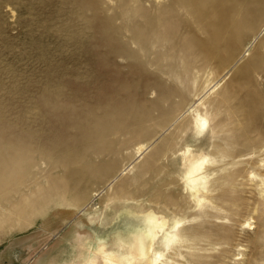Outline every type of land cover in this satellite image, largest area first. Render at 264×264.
Instances as JSON below:
<instances>
[{
	"label": "rangeland",
	"instance_id": "obj_1",
	"mask_svg": "<svg viewBox=\"0 0 264 264\" xmlns=\"http://www.w3.org/2000/svg\"><path fill=\"white\" fill-rule=\"evenodd\" d=\"M262 190L264 0H0V264H264Z\"/></svg>",
	"mask_w": 264,
	"mask_h": 264
},
{
	"label": "bare ground",
	"instance_id": "obj_2",
	"mask_svg": "<svg viewBox=\"0 0 264 264\" xmlns=\"http://www.w3.org/2000/svg\"><path fill=\"white\" fill-rule=\"evenodd\" d=\"M203 2V1H202ZM201 3V2H200ZM202 4H204V3H201V5ZM183 5V4H182ZM184 6V5H183ZM182 6V7H183ZM184 8V7H183ZM186 8V7H185ZM191 9V8H190ZM147 142V141H146ZM149 148V147H148ZM147 150V144H145V143H142V142H140V143H138L136 146H135V151H136V154H137V156L139 157V156H141L142 154H144L145 153V151ZM263 151V150H262ZM260 162V161H259ZM260 165H262V163H259V165L258 166H260ZM259 169V168H258ZM126 170V169H125ZM250 178H251V180H253L252 178L254 177L253 176V174H252V172H250ZM115 178H116V176H115ZM113 181V180H112ZM111 181V182H112ZM110 182V183H111ZM260 183H262V181H259ZM108 187V186H107ZM263 192H264V190H262ZM94 197V196H93ZM92 197V198H93ZM93 200V199H92ZM91 201V200H90ZM90 203V202H89ZM94 204V203H93ZM90 205H91V203H90ZM85 241V240H84ZM83 241V242H84ZM82 242V243H83ZM84 244H86V243H84ZM124 244V243H123ZM129 244V245H128ZM83 245V244H82ZM126 245V243L124 244V246ZM127 245H128V247L126 248H124L125 249V251H128L129 252V254L131 255V256H133V257H141L142 255H143V253H142V248H143V244H142V240L141 239H139L138 238V236L137 235H133V239H132V241L131 242H129V243H127ZM85 246V245H84ZM122 247H123V245H122ZM121 248V247H120ZM97 251H99V249H95V248H91V249H82V251H81V253H79V254H76V255H79V259L78 260H75V259H73V260H70V259H67V261H66V263L67 264H99V263H97L96 261H94V259H93V257L92 256H94V254H95V252H97ZM120 251V250H119ZM125 251H120V253H125ZM56 253L55 254H53L47 261H52V263H48V264H55L56 263V261L58 260L57 258H56ZM73 257V256H72ZM75 257V256H74ZM78 257V256H77ZM95 257V256H94ZM95 258H99V257H95ZM102 258L104 259L103 261H102V263L101 264H113V262L114 261H116V264H122L121 263V260H122V257H117V258H114V256L113 255H109V256H107V252H105L104 254H103V256H102ZM239 258H241V257H236L235 259H239ZM1 259H2V254H0V262H1ZM31 260H32V257L29 259V260H27L24 264H30V262H31ZM56 264H59V263H56Z\"/></svg>",
	"mask_w": 264,
	"mask_h": 264
},
{
	"label": "crops",
	"instance_id": "obj_3",
	"mask_svg": "<svg viewBox=\"0 0 264 264\" xmlns=\"http://www.w3.org/2000/svg\"><path fill=\"white\" fill-rule=\"evenodd\" d=\"M5 259V258H4Z\"/></svg>",
	"mask_w": 264,
	"mask_h": 264
}]
</instances>
